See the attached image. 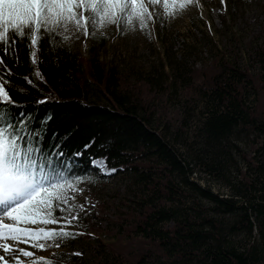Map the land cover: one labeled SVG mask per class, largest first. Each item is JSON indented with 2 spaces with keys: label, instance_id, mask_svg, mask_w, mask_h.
I'll list each match as a JSON object with an SVG mask.
<instances>
[{
  "label": "trees",
  "instance_id": "obj_1",
  "mask_svg": "<svg viewBox=\"0 0 264 264\" xmlns=\"http://www.w3.org/2000/svg\"><path fill=\"white\" fill-rule=\"evenodd\" d=\"M40 45L36 64L28 42H18L16 50L3 57L12 73L10 95L16 102L10 114L16 120L21 119L19 113L26 114L28 128L35 129L47 158L44 163L51 161L66 179L84 176L91 160L101 159L127 183L122 225L130 229L132 240H139L131 250L125 245L131 258H121V248L105 250L89 241L88 264H264V163L254 155L264 153V140L243 155L257 178L239 171L236 183L252 200H221L196 190L212 204L201 206L192 192L197 188L188 181L190 165L173 144L184 119L165 120L158 105L143 101L141 92L115 69L95 59L85 65L56 35L46 36ZM253 56L258 74L225 62L209 75L194 77L196 85L186 82L191 71L177 75L185 89L195 90L182 103L185 115L194 116L196 98H202L197 160L203 158L209 170L226 167V143L233 136L264 138V47ZM94 88L106 103L90 101ZM43 100L46 103H39ZM190 198L196 200L186 205ZM168 223L171 229H165ZM239 234L246 240L237 244L231 238ZM65 258L71 261L66 264H84L73 255Z\"/></svg>",
  "mask_w": 264,
  "mask_h": 264
},
{
  "label": "rangeland",
  "instance_id": "obj_2",
  "mask_svg": "<svg viewBox=\"0 0 264 264\" xmlns=\"http://www.w3.org/2000/svg\"><path fill=\"white\" fill-rule=\"evenodd\" d=\"M145 3L154 13V19L149 22L146 30H141L138 25L129 30L123 25L117 27L112 24L103 30H96L94 34L89 29L90 34L87 37L82 32L67 33V40L63 39L65 33L56 36L82 59L85 65L89 60L95 59L107 69H115L131 86L141 92L143 101H153L158 105L165 120L174 117L178 120L184 119L180 138L173 144L190 165L188 181L197 188L192 189V192L195 197L198 196L201 206L211 207L212 204L196 190L221 200L251 201L250 194L245 189L237 188L236 183L240 178L239 171L246 172L251 179L257 178L258 173L248 167L243 155L251 154L253 146L260 147L264 138L253 134L233 136L226 143V147L230 149L223 165L226 167L222 169L214 166L213 170H209L201 161L203 158L197 160V151L202 147L198 132V125L203 116L202 98H196L199 103L195 115H185L187 113L181 111L182 103L195 90L185 89V86L181 85L183 82L177 80V75L186 70L191 71L188 78L190 81L186 82L196 85L198 81L194 77L209 75L225 62L238 65L242 70L246 67L251 73L258 74L253 55L256 49L264 47V0H167V11L172 12V16L165 11V0H157L155 5L149 3V0H145ZM181 3L185 5L183 9L179 8ZM103 94L107 95L105 91ZM89 95L92 102H107L95 88L90 90ZM254 155H260L258 162L264 163V153ZM56 178L59 180L61 176L57 175ZM63 178L66 179L64 176ZM66 180L79 181L78 187L82 191L69 192V195H75V203L85 205V211L79 213L78 222H74L65 230L83 234L57 240L56 243H59L60 247H46L44 250L31 246L33 242L45 243L43 240L18 244L19 248L34 254L33 257L20 256L19 259L24 264L38 259H53L55 264H66L71 261L65 257L73 255L88 264L86 253L91 247L89 241L102 244L101 247L105 250H110L113 246L121 248L125 253L121 258L130 259L125 245L129 244L131 250V245H135L139 240H132L129 237L132 236L130 229L122 225V213L126 211L127 197V183L124 178L118 175L116 170L108 168L103 160L97 159L91 160L84 176ZM196 198H190L186 205ZM5 222L14 223V226L21 229L60 228L58 224ZM89 225L92 226L91 229L88 228ZM171 227V223L165 225V229ZM231 239L240 244L245 242L246 236L239 234ZM8 243L11 244L12 241ZM4 256L6 258L0 261V264H8L11 260L8 254Z\"/></svg>",
  "mask_w": 264,
  "mask_h": 264
},
{
  "label": "snow or ice",
  "instance_id": "obj_3",
  "mask_svg": "<svg viewBox=\"0 0 264 264\" xmlns=\"http://www.w3.org/2000/svg\"><path fill=\"white\" fill-rule=\"evenodd\" d=\"M156 2L149 0L153 5ZM168 7L165 0V11L172 16ZM184 7L183 3L179 4V8ZM153 19L154 13L145 0H0V73H4L0 75V250L11 256L8 264H24L20 256L33 257L31 251L19 248L18 244L43 240L45 243L33 242L31 246L44 250L60 247L57 240L83 234L65 229L79 221V213L85 211V205L76 204L75 195H69V192L82 191L79 181L64 179L51 161L44 163L47 158L38 147L35 129L28 128L26 114L19 113L20 120L10 114L16 102L10 95L12 81L8 76L12 73L3 57L11 55L18 42H28L31 61L36 64L40 41L46 36L65 33L63 39L67 40V33L82 32L87 37L89 29L94 34L112 24L123 25L129 30L138 25L146 30ZM36 76H40L38 71ZM39 103H46V100ZM57 175H61V179L58 180ZM5 221L58 224L60 228L21 229ZM4 260L5 256L0 255V261ZM30 264L51 262L38 259Z\"/></svg>",
  "mask_w": 264,
  "mask_h": 264
},
{
  "label": "bare ground",
  "instance_id": "obj_4",
  "mask_svg": "<svg viewBox=\"0 0 264 264\" xmlns=\"http://www.w3.org/2000/svg\"><path fill=\"white\" fill-rule=\"evenodd\" d=\"M8 242H10V241H8ZM0 254L6 255V254L3 253L2 250H0ZM14 255H16V254H14ZM5 258H6V257H5ZM10 258H11V256H10Z\"/></svg>",
  "mask_w": 264,
  "mask_h": 264
}]
</instances>
